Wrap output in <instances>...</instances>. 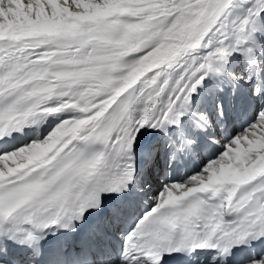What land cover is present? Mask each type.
<instances>
[{
    "label": "snow or ice",
    "instance_id": "obj_1",
    "mask_svg": "<svg viewBox=\"0 0 264 264\" xmlns=\"http://www.w3.org/2000/svg\"><path fill=\"white\" fill-rule=\"evenodd\" d=\"M231 3L224 0L216 23L204 39L210 40L217 33ZM135 7L138 5L128 0H0V137L42 113H74L56 126L73 118H92L81 133L85 147L77 145L68 153L70 163L61 162L38 177L15 172L0 181V225L8 223L17 232L27 231L20 226L27 223L35 228L46 227L62 219L79 218L86 209L99 207L101 193L120 191L132 178L131 165L122 166L119 158L132 148L138 130L149 123L161 128L166 123H179L197 86L209 72L219 71L209 51L208 60L191 76L175 81L166 106L158 109L159 98L169 86L168 79L158 78L160 70L153 69L137 80L136 72H130V68L144 66L145 61L122 59L125 41L136 26L133 20L140 19L127 11ZM260 17H264V0H249L247 15L231 29V35L223 31L224 43L232 40L234 44L228 45L226 55L224 48L216 49L221 60L226 61L234 45L251 38ZM207 27L202 22L196 36ZM150 48L136 55L142 56ZM244 57L248 72L255 73L258 66L253 48L244 50ZM140 102L145 107L139 119H134L132 106ZM261 105L255 120L230 142H264V99ZM200 119L206 118L201 115ZM180 138L181 146L192 143L183 133ZM96 142L102 143L104 149L90 153L87 146ZM32 143L0 154V170L14 171V158ZM65 182H75L78 191L74 196L50 194L52 188ZM253 186L264 192V176L249 187ZM228 199H233L231 194ZM230 212L237 213L235 220H226L220 214L204 226L200 237L193 236L200 225L196 223L193 228V222L185 217L177 234L175 230L181 227L179 212L172 213L175 218H163L157 200L126 237L122 259L129 264H160L166 259L165 253L204 247H220L230 255L234 246L250 243V238L264 239V195L257 200L246 194L230 206ZM33 237V232L27 231L26 239ZM5 251L0 248V264H8ZM247 264H264V255L251 258Z\"/></svg>",
    "mask_w": 264,
    "mask_h": 264
},
{
    "label": "bare ground",
    "instance_id": "obj_2",
    "mask_svg": "<svg viewBox=\"0 0 264 264\" xmlns=\"http://www.w3.org/2000/svg\"><path fill=\"white\" fill-rule=\"evenodd\" d=\"M219 1L216 8L210 7L207 4L208 2L200 3L198 5V8L202 11H206L207 14L212 13V15L215 16L216 18V16L218 17L220 15L221 6L224 3V0H221L220 2ZM188 2H190V0H175V2H173V0H128L129 4L138 5V7H135L134 9L132 8L128 9L127 10L128 13L130 15L134 13L135 17H139L140 19L133 20V24L136 26L130 30V34L128 35L125 41V49H124L125 52L130 48H132L135 52H143L144 42L147 41V38L149 39V35L153 34L152 32L158 30L161 27V25H163L164 23L168 25L173 20H176L175 19L176 16L180 12L182 13L186 9L187 5L185 4ZM195 2H198V0H195ZM248 4H249V0H232L231 5L229 6L228 9H226L224 16L221 18L220 27L217 28V33H214L210 38V40H208V38L204 39V36L207 35V32L210 29L209 25L207 28L204 29V31L199 35V37H197L195 33L199 30L200 25L193 26L194 22L190 23L184 29L183 32L185 33V37L182 42L183 44L185 43L187 44L184 47V48L187 47V49L183 52V54L179 58L175 59V55L177 53H181L182 48L176 49L177 48L176 47L175 49L172 48L167 49L166 48L167 46L162 44L161 47L159 48L157 47L158 49L153 54L154 57L155 54L159 53L157 58L154 57L155 59H153L152 57L151 59L152 61L145 62L144 66L137 64L135 69L130 68V72L132 71L136 72V79L138 80L141 75L146 76V72L148 68L156 65L162 67L164 64H167L164 65L161 69H159L165 71V73L163 74L161 72V75L157 76L158 78L160 76H164V78L168 79L169 81V86L165 88L164 93L159 98V103L157 105L158 109H161L164 106H166L169 96L171 95L172 88L176 86L175 81L181 80L185 76H191L192 72L196 68H198L201 63H204L205 61L208 60L209 51H211L214 55V52H216L217 48H224L226 50L225 55L227 54L228 45L234 44V41L228 40L224 43L223 31H228V34L231 35V29L234 26H238L241 18L247 15ZM184 5H185V9L183 8ZM165 12H170L171 13L170 17L167 18L163 17ZM145 13H147L148 15H145ZM197 15H198L197 12L189 13V17L194 19H197L199 17V15L198 16ZM256 28H260V24L258 22H256ZM250 30L251 29H249V31ZM144 31L145 32L147 31L148 33L144 35L143 39H140L138 34L140 32L144 33ZM252 34L253 32H251V35ZM159 43H161V40ZM158 45L160 46V44ZM237 50L239 49L234 45V50L230 53L228 57L235 58V56L237 55ZM126 55H128V53ZM213 55L212 58L217 59V57ZM122 59L145 61L139 56L135 59L134 58L131 59L125 57L124 55ZM216 59L213 60L212 62L213 63L219 62V59L217 60ZM173 60H175V62H173ZM169 65L172 66V69L170 71L166 69V66ZM218 73H219L218 71H212L209 72L207 76L204 77L202 83L197 86L196 91L191 94V100L189 105H191L194 102L196 93H198L199 90L203 91L202 93L203 100H205L204 98L206 97L208 98L211 97V95L213 94V89L217 85L221 84V80H220L221 77H219ZM260 73L261 76H258L257 78L259 84L262 81V75H263L262 72ZM125 75L128 76L129 73H125ZM221 79L223 81V78ZM233 80L240 81V77L236 76L233 78ZM226 87H229V85L227 84ZM235 92L237 91L235 90ZM246 97L247 96L244 95V98L241 99L245 101ZM238 98H240V95H238ZM137 104H140V106H137ZM137 104H134L131 109V115L133 116L134 119H139V117L142 115V110L145 107V104L143 102ZM54 115L60 116V114H52V115L42 114V116L38 115L33 122L35 124V129L37 128L35 131H33L34 135L37 134L39 136V134L45 133V131H47L50 128L52 122L51 117ZM87 118L92 119L91 117H86L84 119L87 120ZM190 118L191 120L197 118V115L193 110L190 113ZM180 122H182L181 117L179 118V123ZM184 123L182 124L181 127H185ZM76 125L77 123L75 120L65 121L63 124L60 125L59 127L60 130H58L57 132L55 130L50 131L47 135L43 137V139L40 142L33 143L32 148L30 150H27L26 148L21 153H18L17 156L14 158L17 167L12 173H9L8 175L2 174L4 172H2L3 170H0V181H4L6 176L14 175L15 172H25L26 175L38 177L41 174L48 172L49 169L54 168L64 158H66L67 160L68 153H70L73 148L77 147V144L79 142L76 145H72L69 151L64 150L60 155H56L55 152L54 154H52L51 157L45 158V160H42V158L39 159L38 157L39 156L44 157L45 149H52L57 143H59L61 147L64 144L61 142V137L67 133L68 129ZM44 126L46 127L45 131H43ZM164 127L163 128L152 127L150 123L145 124L143 127H141L137 132L132 148L126 151L119 158L121 165L123 166L130 164L132 167V173L136 172V167L141 162V157L145 155V150L143 149V145L147 144V140L149 139V137L153 136V134L154 135L157 134L158 131L162 132L164 130ZM182 133L183 135H185L183 131ZM51 137L52 139H50ZM66 138L67 136H64V139ZM176 138H178V135L176 136ZM77 141H80V143L78 144L80 147L84 145L82 144L84 142L82 137L80 138V140ZM174 143L176 146L180 148L183 147L184 149L186 148L185 145L181 146L182 142L180 140L178 141V143L174 140ZM226 145L228 147L229 142H227ZM252 146H254L255 149L254 152H251L252 149L250 147ZM60 147H58L56 150L58 153L61 151ZM227 147L225 148L222 155L219 156H222L223 158L229 160V158L231 159L232 156L235 154L237 156H240L241 160L239 162L224 161L223 163V161L220 160L221 165L225 169V172H223L224 171L223 168L222 170L217 166L209 165L208 163L211 161L207 162L206 164L207 169L205 173L194 176L197 178L196 179L197 181L186 182L184 185L180 184L177 186H169L167 191L165 192L166 194L162 195L163 197L161 198L162 199L161 203L164 200L167 201L172 198L186 199L192 194L197 193L199 190H206L207 186L211 187L212 190L220 191L222 189L223 194L227 197H229V194H231L233 197L232 199L233 201L238 199L241 190L237 191V189L240 184L251 180H258V178L264 174V144H262L261 142H256V143L246 142L239 144L235 143L234 147H231L230 150L229 149L227 150ZM231 149L233 151H231ZM253 153H255V159L252 158ZM21 154H26V157H23ZM25 163H30V164L35 163L37 165H35L32 168V170L26 171V169L24 168ZM37 166L40 167L37 168ZM233 189H235L234 192L232 191ZM212 197H214V195H212ZM123 264H127V263H123Z\"/></svg>",
    "mask_w": 264,
    "mask_h": 264
},
{
    "label": "rangeland",
    "instance_id": "obj_3",
    "mask_svg": "<svg viewBox=\"0 0 264 264\" xmlns=\"http://www.w3.org/2000/svg\"><path fill=\"white\" fill-rule=\"evenodd\" d=\"M211 1V2H210ZM218 1L219 0H198V2H195V0H190V2H188V3H186L185 5H187L186 6V9H185V5H184V11L181 13H179L177 16H176V20H173L170 24H163L164 26L161 28H159L158 30H156L155 32H152L153 34H151V35H149V39L147 38V41H145L144 42V47H145V45L147 44V46H149L150 44H151V48H150V51H149V53H148V55L147 56H145L144 58H142L143 56H139L140 58H142L143 60H145V62H148V61H152L151 59H152V57H153V54H154V52H156V50L159 48V47H161L162 46V44L163 45H165V46H167L166 48L167 49H175L176 47V49H179V48H181V46H182V44H183V39H184V37H185V33H183L184 32V29L190 24V23H192V22H194L193 24V26H198V25H201V23L204 21V23H207L209 26H210V28L213 26L212 24H215L216 23V19H218V17L216 16V18H215V16H213L212 15V13H210V14H207L206 13V11H202V10H200L199 8H198V5L200 4V3H202V2H208L207 4L210 6V7H212V8H216V6L218 5ZM221 1V0H220ZM219 1V2H220ZM190 5V6H189ZM213 6H215V7H213ZM186 12H187V14H186ZM191 12H197L198 13V15H199V17L197 18V19H194V18H191V17H189V13H191ZM167 13V14H166ZM182 14V15H181ZM166 15V16H165ZM170 15H171V13L170 12H165L164 13V15H163V17H165V18H167V17H170ZM187 15V16H186ZM197 15V16H198ZM207 15V16H206ZM211 15V16H210ZM206 17V19H205V17ZM211 19H212V21H211ZM214 20V21H213ZM212 22V23H211ZM174 30V31H173ZM172 31V32H171ZM146 33H148L147 31L145 32L144 31V33H142V32H140L139 34H138V36H139V38L141 39V37H144V35L146 34ZM161 33V34H160ZM157 38V39H156ZM149 40H151L152 41V43H147V42H151V41H149ZM160 40H161V43H159L160 42ZM164 40V41H163ZM176 41L177 42H179V43H176ZM158 44H160V46L158 45ZM156 46V47H155ZM158 47V48H157ZM129 50V51H128ZM126 52H125V57H127V58H131V59H135V58H137L138 56L137 55H135V53H134V50L132 49V48H130V49H128ZM131 52V53H130ZM128 53V55H126ZM215 53V52H214ZM131 54H133V55H135L134 57H129ZM217 54H219L218 52H217ZM153 59H155L154 57H153ZM81 110H83V109H81ZM64 112H67V111H64ZM67 113H69V114H66V115H64V116H66L67 118L69 117V116H71V115H74V113H71V112H67ZM52 114H56V113H50L49 115H52ZM73 120H75L76 121V123H77V125L76 126H74V127H72V128H70V129H68L67 130V133L65 134V135H63L62 137H61V142L62 143H69L68 141H70L71 140V138L69 137V136H71L72 134V137L74 138V139H76V140H80V138H81V135H79V131H82V132H84V130L88 127V125H89V121L91 120L90 118L88 119L87 118V120L86 119H84V118H82V119H75V118H73V119H71V120H69V121H73ZM65 121H63L62 122V124L64 123ZM59 123V122H58ZM57 123V124H58ZM56 124V125H57ZM55 125V126H56ZM54 126V128L52 129V130H55L56 132L58 131V130H60V125L59 126H56L55 127ZM51 127V126H50ZM77 128V129H76ZM51 130V131H52ZM49 131V130H48ZM76 131H78V132H76ZM49 133V132H48ZM154 135V134H153ZM240 134H238V136H239ZM64 136H67V138L65 139V141H63L64 140ZM50 139H52V137L50 138ZM239 139H237L235 142H229V145H228V147H227V150L229 149L230 150V148L231 147H234V144L235 143H240L239 141H238ZM262 144H264V142H261ZM253 147V148H252ZM252 147H250L252 150H251V152H254L255 151V149H254V146H252ZM32 148V145L30 146V147H28L27 148V150H30ZM231 151H233L232 149H231ZM247 152H249V151H247ZM21 153V152H20ZM23 157H26V154H21ZM39 159H41L42 158V156H39L38 157ZM218 158H222V159H220L221 161H223V163H224V161L225 162H239L240 160H241V158H240V156H237V155H233L232 156V158L230 159L229 158V160L228 159H225V158H223L222 156H219ZM220 160L219 159H215V160H212L211 162H209L208 164L209 165H214V166H217V167H219V168H223L224 169V167L221 165V162H220ZM227 160V161H226ZM220 162V163H219ZM31 163V162H30ZM217 163V164H216ZM27 163H25V165H26ZM207 164V163H206ZM220 164V165H219ZM222 169V170H223ZM223 172H225V169H224V171ZM216 186V185H215ZM162 185H158L157 184V187L154 189V194H157L159 191H162ZM166 191H162V195H164V194H166L165 193Z\"/></svg>",
    "mask_w": 264,
    "mask_h": 264
}]
</instances>
